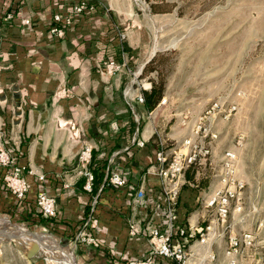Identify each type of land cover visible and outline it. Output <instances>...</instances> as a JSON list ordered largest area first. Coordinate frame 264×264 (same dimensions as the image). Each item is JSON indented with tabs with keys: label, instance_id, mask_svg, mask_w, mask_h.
<instances>
[{
	"label": "crops",
	"instance_id": "0c3cea01",
	"mask_svg": "<svg viewBox=\"0 0 264 264\" xmlns=\"http://www.w3.org/2000/svg\"><path fill=\"white\" fill-rule=\"evenodd\" d=\"M80 1L91 9L73 17L64 38L49 36L53 15H67ZM132 18L130 0H0V147L33 171L26 175L29 192L19 202L4 188L0 168V211L8 216L9 226L11 220L25 222L48 231L61 243L70 242L78 226L94 212L98 227L93 233L101 247L68 244L77 264H123L143 258L150 245L146 237L129 235V221L141 229L165 226L161 182L153 172L154 126L162 106L149 111L136 99L151 86L141 88L144 79L138 77L154 55L142 54L147 40H142L141 32L129 36V26L121 27ZM24 19L30 24L22 25ZM123 31L126 42L120 39ZM135 35L139 36L136 44L131 41ZM110 60L123 65L112 76L104 73ZM62 89L68 90L67 96L56 99L55 93ZM137 140L145 145L138 147ZM84 144L93 147L85 167L77 161ZM91 171L95 182L89 192L84 185ZM108 172H120L128 185L102 187ZM36 174L44 180L38 182ZM139 189L144 197L135 201ZM207 189L211 188H200L184 178L175 213L177 226L194 227L213 219L203 206L211 194ZM39 190L56 200L52 220L38 214ZM53 247L59 253L56 244ZM225 249V238L206 245L194 242L189 262L227 264ZM209 254L215 255L213 262L207 259Z\"/></svg>",
	"mask_w": 264,
	"mask_h": 264
},
{
	"label": "rangeland",
	"instance_id": "374dc122",
	"mask_svg": "<svg viewBox=\"0 0 264 264\" xmlns=\"http://www.w3.org/2000/svg\"><path fill=\"white\" fill-rule=\"evenodd\" d=\"M130 1L133 18L121 27L129 26V36L142 33V40H147L143 55L156 51L155 72L142 78L141 88H148L150 79L164 83L165 103L155 131L166 149H181L210 105L235 107L228 120L217 116L211 123L217 138L205 139L211 155L193 174L200 186L211 188L207 194L219 188L223 153L243 135L236 165V177L245 185L243 202L241 212H232L229 222L234 233L252 231L264 244V0ZM138 40V35L131 36L132 43ZM0 217L8 218L1 211ZM10 222L51 237L25 222ZM0 225V264H62L56 262L60 251H42L34 241L24 239L4 240L1 233L14 228L3 219Z\"/></svg>",
	"mask_w": 264,
	"mask_h": 264
},
{
	"label": "built area",
	"instance_id": "2783aa9c",
	"mask_svg": "<svg viewBox=\"0 0 264 264\" xmlns=\"http://www.w3.org/2000/svg\"><path fill=\"white\" fill-rule=\"evenodd\" d=\"M91 6L86 1H80L74 5L67 15H53V25L48 29V35L57 39L65 37L66 29L72 24L73 17L81 15ZM11 16L9 15L8 18ZM28 19L22 20V25H29ZM126 37L121 33L120 39ZM123 65L110 60L104 67V73L112 76L120 72ZM67 89H62L55 93L56 99L66 97ZM139 103H144L142 94L136 97ZM162 99L160 105L164 104ZM234 106L224 107L223 104L214 102L197 119L193 128V137L183 140L182 148L167 151L163 140L157 136L155 149L156 165L153 172L160 179V192L163 200V212L165 214V226H147L143 229L135 221H129V235L132 237H146L150 245V252L143 258L127 259L123 264H162V261H170L173 264H191L189 262L192 252L190 246L196 242L200 245L213 243L221 238L226 239L225 258L227 264H239V260L246 261L245 264H264V244L259 242L257 233L246 231L241 234L234 233L229 218L232 212H241L243 202L244 183L236 177L237 150L243 147L244 137L238 135L234 139L232 149L226 150L221 158V168L219 172L220 187L215 189L203 200V206L208 212L213 214V219L207 220L204 224L194 227H179L175 224V213L178 205L180 189L184 181V172L190 165L205 164L211 150L205 145V139H216L217 135L211 130V123L217 116L228 120L233 112ZM2 126L0 124V137ZM138 147H143L145 142L135 141ZM93 147L84 144L77 154L78 163L85 167L92 158ZM0 168L4 170L2 184L4 188L17 201H23L29 192V184L26 175L33 174L32 169L22 165L12 155L11 151L0 147ZM38 182L44 180L43 175L36 174ZM93 175L87 173V181L84 185L86 191H91ZM128 185L127 178L120 172H108L103 178L102 187L124 188ZM144 192L139 189L135 193L134 200L142 199ZM36 207L38 214L46 220L56 217V200L45 191L39 190L36 194ZM98 221L94 212H90L86 219L78 226L69 244L74 247L78 245L100 248L101 242L94 235ZM260 251V252H258ZM257 255V256H256ZM207 259L210 262L215 260L214 254H209ZM203 262V261H202ZM197 263V264H202Z\"/></svg>",
	"mask_w": 264,
	"mask_h": 264
},
{
	"label": "trees",
	"instance_id": "16d2710c",
	"mask_svg": "<svg viewBox=\"0 0 264 264\" xmlns=\"http://www.w3.org/2000/svg\"><path fill=\"white\" fill-rule=\"evenodd\" d=\"M151 11L155 12V6L154 5H150ZM156 58V55H154L152 57V59L144 66V68L142 69L138 79H142L143 77H145V75L147 74H151L152 72H155V69L153 67V63L154 60ZM150 83V88L148 90H142V96L144 98V103L143 105L146 107L147 110L152 111L154 110V108L160 103L163 94H164V83L162 81L160 82H155L154 80L150 79L149 80ZM198 168V165H190L184 172V178L186 181L197 185L200 188H203L202 186H200V182H197L195 179V175L193 174L194 170ZM91 173L93 174V182H95V175L94 173L91 171Z\"/></svg>",
	"mask_w": 264,
	"mask_h": 264
},
{
	"label": "bare ground",
	"instance_id": "6f19581e",
	"mask_svg": "<svg viewBox=\"0 0 264 264\" xmlns=\"http://www.w3.org/2000/svg\"><path fill=\"white\" fill-rule=\"evenodd\" d=\"M8 237L11 238V240H17V239H24L29 241H34L41 249L42 251H50L55 252L57 254L55 248L53 247V244H56V247H58V250L62 253L60 259H56V262L64 263V264H72V260H74V257L71 255L70 249H65L63 247V244L61 242H58L57 240H54L51 237L41 235V234H31L27 228L25 227H15L12 231L7 232ZM48 240V241H47ZM2 241V240H1ZM53 241V243H52ZM26 243V242H25ZM36 246V245H35ZM55 264V263H53ZM57 264V263H56Z\"/></svg>",
	"mask_w": 264,
	"mask_h": 264
},
{
	"label": "water",
	"instance_id": "95a60500",
	"mask_svg": "<svg viewBox=\"0 0 264 264\" xmlns=\"http://www.w3.org/2000/svg\"><path fill=\"white\" fill-rule=\"evenodd\" d=\"M155 53H156V51H153V55H155ZM0 219H3V220H5V221H7V219H5V218H3V217H0ZM8 222V221H7ZM1 226V225H0ZM12 228H17V227H22V226H20V225H18V224H11L10 225ZM2 227V226H1ZM3 228V227H2ZM8 231H6V230H4L1 234H2V236L4 237V240H7V241H9L11 238H9L8 237V233H7ZM32 234V233H31ZM63 247L65 248V249H67V247H68V242L66 241V242H64V244H63ZM38 250V248L35 250V251H37ZM73 256V255H72ZM72 264H77V262L75 261V258H74V260H72Z\"/></svg>",
	"mask_w": 264,
	"mask_h": 264
}]
</instances>
